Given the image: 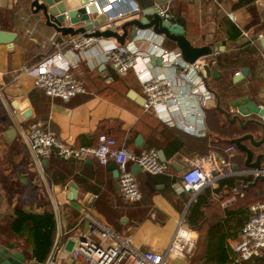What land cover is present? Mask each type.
I'll return each instance as SVG.
<instances>
[{"label":"crops","instance_id":"obj_1","mask_svg":"<svg viewBox=\"0 0 264 264\" xmlns=\"http://www.w3.org/2000/svg\"><path fill=\"white\" fill-rule=\"evenodd\" d=\"M135 1L140 9L141 3L152 1L153 5L168 11L169 19L181 25L192 44H214L218 49L215 58L222 61L229 55L234 57L226 68L214 62L212 65L219 74L206 77L208 87L218 94L221 106L231 109L245 98L264 105V46L259 42V37L264 39V0ZM76 4L77 0H65L66 7ZM225 10L232 11L233 19ZM140 14L137 10L111 20L101 17L96 26L114 25L118 29L120 22ZM0 28L14 32L11 44L0 42L1 245L17 250L24 259L42 264L55 241L46 264H83L79 255L70 257L67 251L77 239L88 235L84 215L87 211L107 223L115 234L126 237L131 246L161 252L180 218L191 242L182 253L166 254L165 264H264L259 256L234 259L231 247L237 238L241 216L247 212L248 182L217 184V178L249 168L242 164L243 153L239 149L226 148L227 137L241 132L234 121H226L210 105L204 110L203 134L167 125L141 106L142 100L136 96L140 94L139 83L130 69L117 73L106 61L91 66L87 56L69 67L82 80L84 90L65 99L47 95L31 84L27 68L50 48L47 44L40 46L39 42L54 29L33 16L28 0H0ZM54 32L57 36L64 35ZM257 32L261 36L252 40ZM167 39L163 38L166 46ZM244 65L246 73L232 79L233 73ZM128 89L136 94L130 95ZM22 98L27 99L32 112L19 122L14 121V131L6 135L4 131L11 125L15 111L10 103ZM34 118L49 127L57 138L69 143H93L96 135L103 132L133 151L153 146L156 152L161 151L165 167L161 172L135 169L133 174L140 195L126 200L115 185L116 177L106 167L109 160L100 163L93 157L61 159L50 154L41 163V156L33 155L25 136L28 123ZM209 148L222 153L228 151V163L221 167V173L212 183L204 184L209 191L202 206L203 219L198 226H189L184 212L195 194L191 195V191L181 186L180 172L196 155ZM258 150L264 152V143L252 146L253 153ZM231 163H235L234 169ZM69 179L75 184L74 197L66 195ZM82 188L93 194L88 204L78 195L83 194ZM16 208L37 213L44 209L52 211V241L43 260L32 254L31 235L27 230L18 232L10 227Z\"/></svg>","mask_w":264,"mask_h":264},{"label":"built area","instance_id":"obj_2","mask_svg":"<svg viewBox=\"0 0 264 264\" xmlns=\"http://www.w3.org/2000/svg\"><path fill=\"white\" fill-rule=\"evenodd\" d=\"M93 3L96 14L103 13L111 20L128 11L140 10L135 0H89ZM217 2V0H216ZM158 11L161 17L169 19L168 11ZM87 11V8H86ZM225 14L233 19L231 10ZM66 15L64 14V21ZM94 25L85 29L91 30ZM244 33V31H242ZM261 36L257 32L252 40ZM164 36L150 28H140L133 35L118 43L112 36L94 35L76 32L71 35L57 36L51 32L40 40V46L50 48L35 63L27 68L30 82L43 93L60 98L84 90L82 80L76 77L69 67L84 56L90 65L106 61L117 73L130 69L135 75L140 94L141 106L167 125L178 126L192 134H203L205 124L204 110L213 105L214 97L202 75L197 71L203 63L213 64V48L210 53L195 57L192 61L182 58L178 47L166 46ZM159 57V62L151 61L150 56ZM25 136L34 155L48 157L54 154L62 159H83L93 157L100 163L111 160L117 170L116 181L121 195L126 200L137 199L140 195L130 163H136L149 172H161L165 162L157 157L153 146L133 151L123 143L106 133H98L93 143H69L56 137L47 126H42L37 118L29 121ZM227 149H234L229 143ZM227 159L217 149L209 148L196 155L193 161L180 172V184L195 192L204 184L212 183L221 173ZM264 172V165L259 168L249 167L242 172ZM88 235L76 240L67 251L70 257L79 255L83 264H165V255L179 254L190 245L187 227L179 218L175 229L167 242L164 252L150 248L137 249L131 246L124 236H119L109 225L87 211ZM234 259H246L259 256L264 259V198L248 204V214L239 227L238 237L232 242Z\"/></svg>","mask_w":264,"mask_h":264},{"label":"water","instance_id":"obj_3","mask_svg":"<svg viewBox=\"0 0 264 264\" xmlns=\"http://www.w3.org/2000/svg\"><path fill=\"white\" fill-rule=\"evenodd\" d=\"M28 6L36 19H41L44 23L49 24L54 31L61 34L71 35L79 31L94 35L112 36L118 43H122L138 29L147 27L156 33H161L165 38L172 40L174 46L178 47L182 58L187 61H192L197 56L210 53L214 48V44L210 43L192 44L185 36L181 25L168 18L161 17L158 7L153 5L152 1L141 3V14L137 17H130L123 20L119 23L118 29L115 28L114 25H107L103 28H98L96 23L104 16V14L94 13V5L89 0H77V4L71 7H66L65 0H28ZM64 14L66 15V21H64ZM78 21H80V23L75 26L72 25L73 22ZM94 24L95 26L91 30L85 31L87 27ZM127 26H129L128 30ZM13 35V31L0 28V42L11 44V38ZM259 42L262 46H264L263 37H259ZM150 58L151 61L159 62V57H153L151 55ZM197 72L202 75L203 80L206 82L207 76L218 75L220 71L214 65L203 63L201 65V69ZM245 73L246 66L244 65L233 73L232 79L239 78ZM208 88L211 90L214 97L213 105L222 113L224 119L228 122L234 121L241 130V132L230 136L228 140L244 152L243 164L246 167L255 168H259L264 165V152L258 150L253 153L252 151V146L264 143V105L257 103L251 98H245L232 105L231 109L228 107L225 108L220 105L218 94L210 87ZM127 92L130 95L136 94L132 89H128ZM136 96L142 100L141 94H137ZM10 104L15 111L10 119L11 125H9L4 131V134L6 135H10L14 131V121L19 122L32 112L26 98H22L20 100L14 99ZM245 140H247L248 143H246ZM30 151L32 152L31 149ZM157 156L159 159H163L160 150H157ZM89 159L90 157H86V160ZM45 160L46 157L40 158L41 163ZM35 162L37 169L40 172L36 157ZM106 167L111 170L112 176L116 177L117 170L111 160L106 163ZM231 167L234 169L235 163H231ZM138 168L139 165L133 163L131 170L134 171ZM255 178L264 179V172L260 170L255 171L250 182H253ZM115 185L118 186L117 181ZM66 187V195L68 197H74L76 195V189L75 184L71 179L67 181ZM186 190L190 191L189 188ZM82 191L83 194L81 195V193H78V195L82 196L84 203H90L93 194L83 188ZM192 194L193 193H191V195ZM54 214L56 215L55 209ZM54 242L55 241H53L48 255L42 264H46L48 261ZM0 264H37V262L34 259H24L22 254L17 250L9 249L0 244Z\"/></svg>","mask_w":264,"mask_h":264},{"label":"trees","instance_id":"obj_4","mask_svg":"<svg viewBox=\"0 0 264 264\" xmlns=\"http://www.w3.org/2000/svg\"><path fill=\"white\" fill-rule=\"evenodd\" d=\"M233 58L234 57L232 55H229V57H224L221 61L216 56L215 64L220 67L225 66L224 68H226L228 65L232 63V61H234ZM228 139L229 137H227L226 139L227 141L226 144L230 143ZM234 148L237 147L234 145ZM239 150L243 153V157H244V152L241 149ZM223 153L225 157H227V155L229 154L228 151L225 150H223ZM242 164H243V158H242ZM252 175L253 174L250 172H241L239 174L232 176H222L217 178V184L226 183L227 185H234L240 182L242 183L248 182V187L245 188L246 190L245 192L246 194L248 193L247 201H249L248 203H250L251 201L264 198V179L255 178L253 182H250L252 180ZM208 191H209L208 188L204 185L203 187L200 188V190H198L195 193L194 198L190 200L189 204L187 205V208L184 212V219L186 220L189 226H198L202 221L204 216L202 211V206L207 201L205 194H207ZM223 210L226 212V209ZM14 212L15 214L10 222V227L18 232H23L24 230H27V232L31 235L32 254L36 259L43 260L52 241V234L54 230L52 211L50 209H44L41 212L37 213V212H31L16 208L14 209ZM247 214H248V208L245 215L241 216V223L246 218Z\"/></svg>","mask_w":264,"mask_h":264},{"label":"rangeland","instance_id":"obj_5","mask_svg":"<svg viewBox=\"0 0 264 264\" xmlns=\"http://www.w3.org/2000/svg\"><path fill=\"white\" fill-rule=\"evenodd\" d=\"M172 40H168L167 39V42H166V44H167V46H174V43H173V41L171 42ZM166 262V261H165Z\"/></svg>","mask_w":264,"mask_h":264}]
</instances>
